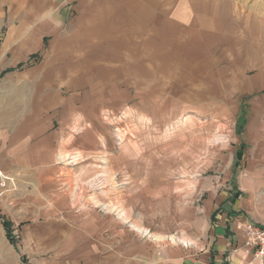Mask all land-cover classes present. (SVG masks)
Masks as SVG:
<instances>
[{
  "label": "rangeland",
  "instance_id": "obj_1",
  "mask_svg": "<svg viewBox=\"0 0 264 264\" xmlns=\"http://www.w3.org/2000/svg\"><path fill=\"white\" fill-rule=\"evenodd\" d=\"M255 1L96 0L39 43L0 9V264H165L217 215L264 224Z\"/></svg>",
  "mask_w": 264,
  "mask_h": 264
},
{
  "label": "crops",
  "instance_id": "obj_2",
  "mask_svg": "<svg viewBox=\"0 0 264 264\" xmlns=\"http://www.w3.org/2000/svg\"><path fill=\"white\" fill-rule=\"evenodd\" d=\"M96 0H0V9L4 12L1 25L9 28L8 40L25 41L27 37L39 43L48 40L51 36H62L68 26H71L90 7L95 6ZM253 10L260 18L261 7L264 2L255 1ZM263 3V4H262ZM257 9V10H256ZM264 13V11H263ZM262 18V17H261ZM264 18V14H263ZM15 37V38H14ZM13 38V39H12ZM215 217V215H214ZM247 217H233L229 213L217 215V220H212L211 244L195 255L189 254L182 259L176 257L177 248H169L164 253L162 261L165 264H245L252 261L253 255L247 250L244 230L241 224ZM136 251V257L131 254L130 259L117 260L110 257L91 255L86 264H144V251ZM133 252V251H131ZM154 256V255H153ZM160 261L159 256L153 262ZM252 264H259L253 260Z\"/></svg>",
  "mask_w": 264,
  "mask_h": 264
},
{
  "label": "built area",
  "instance_id": "obj_3",
  "mask_svg": "<svg viewBox=\"0 0 264 264\" xmlns=\"http://www.w3.org/2000/svg\"><path fill=\"white\" fill-rule=\"evenodd\" d=\"M242 226L245 232L247 250H250L253 255L252 261L245 262V264H252L253 260L259 264H264V224L244 220Z\"/></svg>",
  "mask_w": 264,
  "mask_h": 264
},
{
  "label": "trees",
  "instance_id": "obj_4",
  "mask_svg": "<svg viewBox=\"0 0 264 264\" xmlns=\"http://www.w3.org/2000/svg\"><path fill=\"white\" fill-rule=\"evenodd\" d=\"M240 152V151H239ZM239 194H240V192L238 191V192H236V195H237V197L239 196ZM215 215V214H214ZM214 215H213V217H214ZM8 234L10 235L11 233H10V230L8 229ZM14 239V238H13Z\"/></svg>",
  "mask_w": 264,
  "mask_h": 264
}]
</instances>
